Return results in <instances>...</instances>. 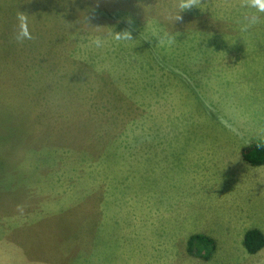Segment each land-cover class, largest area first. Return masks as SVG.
I'll return each mask as SVG.
<instances>
[{
  "label": "rangeland",
  "instance_id": "374dc122",
  "mask_svg": "<svg viewBox=\"0 0 264 264\" xmlns=\"http://www.w3.org/2000/svg\"><path fill=\"white\" fill-rule=\"evenodd\" d=\"M172 3L0 0V264H264L242 247L264 234V166L243 159L264 144V24L238 32L222 0L171 23ZM89 9L133 41L88 47Z\"/></svg>",
  "mask_w": 264,
  "mask_h": 264
},
{
  "label": "clouds",
  "instance_id": "9594fccd",
  "mask_svg": "<svg viewBox=\"0 0 264 264\" xmlns=\"http://www.w3.org/2000/svg\"><path fill=\"white\" fill-rule=\"evenodd\" d=\"M222 3L224 6L234 8L236 10L237 17L235 19V23L237 25L238 32L242 34L249 33L257 25L264 24V0H222ZM207 6L208 0H173L171 6L172 11L168 14L166 19H169L171 23L179 22L182 20L181 13L192 9H200L201 11H204ZM95 19V9H89L78 19L87 28L96 30L94 35L87 37L88 47L101 49L106 45L109 37L115 44L133 41L132 33L128 28L122 31H114L113 28H108L110 29V32L104 33L99 31L104 27L94 26L92 24V21ZM16 21L17 23L14 32L15 42L23 44L25 41L33 40L34 37L29 31V15L24 12L17 11ZM127 23L130 25L131 20L129 19ZM153 36L158 39V44L161 46H170L176 43L175 34H169V32L166 31L161 34L158 28L153 29Z\"/></svg>",
  "mask_w": 264,
  "mask_h": 264
},
{
  "label": "trees",
  "instance_id": "16d2710c",
  "mask_svg": "<svg viewBox=\"0 0 264 264\" xmlns=\"http://www.w3.org/2000/svg\"><path fill=\"white\" fill-rule=\"evenodd\" d=\"M245 162L254 167L264 165V144L259 143L249 153L243 155ZM242 247L246 254L256 255L264 249V234L258 229H250L245 232L242 239ZM216 251L215 242L201 234L190 236L186 242V252L192 257L209 260Z\"/></svg>",
  "mask_w": 264,
  "mask_h": 264
},
{
  "label": "crops",
  "instance_id": "0c3cea01",
  "mask_svg": "<svg viewBox=\"0 0 264 264\" xmlns=\"http://www.w3.org/2000/svg\"><path fill=\"white\" fill-rule=\"evenodd\" d=\"M264 165H262V166H259V167H263Z\"/></svg>",
  "mask_w": 264,
  "mask_h": 264
}]
</instances>
